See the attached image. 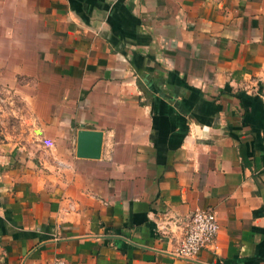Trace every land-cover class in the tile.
Listing matches in <instances>:
<instances>
[{"label": "crops", "instance_id": "obj_1", "mask_svg": "<svg viewBox=\"0 0 264 264\" xmlns=\"http://www.w3.org/2000/svg\"><path fill=\"white\" fill-rule=\"evenodd\" d=\"M0 87V264H264V0H0Z\"/></svg>", "mask_w": 264, "mask_h": 264}, {"label": "built area", "instance_id": "obj_2", "mask_svg": "<svg viewBox=\"0 0 264 264\" xmlns=\"http://www.w3.org/2000/svg\"><path fill=\"white\" fill-rule=\"evenodd\" d=\"M0 103H4L1 98ZM8 103L11 106V114L15 115V119L22 121V114L17 108L16 100L11 97ZM1 124L3 125L4 121H1ZM167 216V214H163L156 220V231L162 236L165 233L164 218H167ZM218 230L219 225L213 211L195 210L189 218L183 238L179 246L174 250L173 255L183 259L194 258L202 248L211 245ZM52 264L66 263L62 259H56Z\"/></svg>", "mask_w": 264, "mask_h": 264}, {"label": "water", "instance_id": "obj_3", "mask_svg": "<svg viewBox=\"0 0 264 264\" xmlns=\"http://www.w3.org/2000/svg\"><path fill=\"white\" fill-rule=\"evenodd\" d=\"M102 138V132L87 129L78 130L76 156L78 158L98 159L102 147Z\"/></svg>", "mask_w": 264, "mask_h": 264}, {"label": "rangeland", "instance_id": "obj_4", "mask_svg": "<svg viewBox=\"0 0 264 264\" xmlns=\"http://www.w3.org/2000/svg\"><path fill=\"white\" fill-rule=\"evenodd\" d=\"M19 81V80H18ZM13 98L16 100L17 104L20 99V95L12 88L9 87H0V98L4 103H0V129L2 130L3 125L1 121H4V124H9L13 126V130L18 126L15 120V115H12L10 112L11 106L9 105V99ZM16 114V113H15ZM17 115V114H16Z\"/></svg>", "mask_w": 264, "mask_h": 264}]
</instances>
